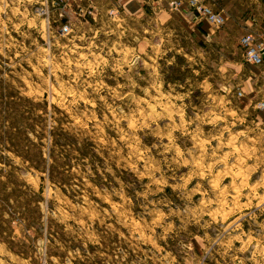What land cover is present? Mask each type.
<instances>
[{
    "label": "rangeland",
    "instance_id": "1",
    "mask_svg": "<svg viewBox=\"0 0 264 264\" xmlns=\"http://www.w3.org/2000/svg\"><path fill=\"white\" fill-rule=\"evenodd\" d=\"M211 1L0 0V264H264V7Z\"/></svg>",
    "mask_w": 264,
    "mask_h": 264
},
{
    "label": "built area",
    "instance_id": "2",
    "mask_svg": "<svg viewBox=\"0 0 264 264\" xmlns=\"http://www.w3.org/2000/svg\"><path fill=\"white\" fill-rule=\"evenodd\" d=\"M48 4V0H43ZM68 0H51V4L54 2L64 6ZM143 4L149 5L155 0H140ZM167 6L176 11L186 9L190 12L191 19L195 22L207 20L215 28H220L225 23V15L222 11L214 10L211 0H165ZM61 7V8H62ZM45 13L46 10L42 9ZM86 15V14H84ZM70 30L68 23H64L60 27L62 33L67 34ZM241 45L244 47V52L247 60L251 64H260L263 61L262 53L264 52V45L254 44L253 37L251 34L245 36L241 41ZM264 75V71H263Z\"/></svg>",
    "mask_w": 264,
    "mask_h": 264
},
{
    "label": "crops",
    "instance_id": "3",
    "mask_svg": "<svg viewBox=\"0 0 264 264\" xmlns=\"http://www.w3.org/2000/svg\"><path fill=\"white\" fill-rule=\"evenodd\" d=\"M138 1V2H137ZM255 2L259 3L261 5H263L264 7V0H254ZM137 4V6H135L137 8V11H144V7H143V3L140 0H68L64 6L61 8L62 12L66 15H84V14H89L92 16V18H94L97 15H101L103 12H117V10H124V8L126 7V5L124 4ZM119 4H123L121 6V8H117L116 6ZM151 5H157L155 6L156 8L161 9L166 8L167 4L165 2V0H155L151 3ZM120 6V5H119ZM258 6V4H257ZM110 7V8H109ZM139 8V9H138ZM117 9V10H116ZM180 13H183L185 15H188L190 18V12L187 11L186 9H183L180 11ZM224 14V13H223ZM225 15V14H224ZM71 17V16H70ZM226 17V16H225ZM199 23H206L212 26L211 23H209L207 20H202ZM251 26H254V30H252L253 32H251L250 34L253 37V41L254 44H261L264 45V18H262L260 21L257 20L256 18H252L251 19ZM259 31L260 35H258L256 32ZM260 36V37H259ZM260 42V43H259ZM263 56V62H264V52L262 53Z\"/></svg>",
    "mask_w": 264,
    "mask_h": 264
}]
</instances>
